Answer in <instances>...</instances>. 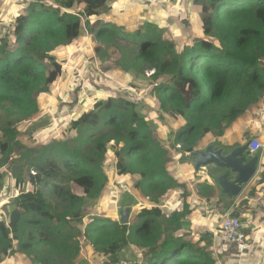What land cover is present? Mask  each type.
<instances>
[{"label": "trees", "instance_id": "trees-1", "mask_svg": "<svg viewBox=\"0 0 264 264\" xmlns=\"http://www.w3.org/2000/svg\"><path fill=\"white\" fill-rule=\"evenodd\" d=\"M111 2L19 0L14 10L21 11L6 25L15 35L14 45L0 34V111L8 125L0 128V153L10 169L0 171V200L5 185L8 190L0 209V264L14 252L34 264H63L60 259L73 264L86 248L82 238L110 261L132 244L143 254L139 264H219L216 249L224 241L215 237L207 245L210 233L198 241L178 234L186 211L167 208L164 200L173 192L187 198L177 168L182 152L213 139L234 144L251 136L252 112L259 115L264 105V0H191L198 11V28L192 32L199 34L185 28L175 40L161 20L146 18L121 29L104 21ZM178 16L187 22L184 14ZM128 27L139 40L130 41L137 44L136 52L122 67L136 70L143 63L153 72L146 76L141 68L122 84L142 93L151 88L147 96L153 105L176 124L173 138L161 142L162 135L154 133L134 101L111 94L94 98L90 109L75 119L66 116L63 123L37 130L30 137L38 144L31 150L36 154L21 157V163L13 158L12 153L24 148L16 140L20 120L32 121L47 110L46 96L63 74L52 53L88 34L128 42ZM54 104L49 103L50 111ZM92 144L95 153L86 150ZM114 162L116 178L110 184L107 172ZM8 172L14 174L12 181ZM133 174L140 179L133 181ZM83 181L84 195L75 194L72 184ZM196 184L199 195L213 194L208 178ZM127 192L143 203L134 209L132 224H119L107 208ZM216 203L221 212L233 204ZM232 214L238 216L237 210ZM238 256L230 248L222 262L236 264Z\"/></svg>", "mask_w": 264, "mask_h": 264}, {"label": "rangeland", "instance_id": "rangeland-1", "mask_svg": "<svg viewBox=\"0 0 264 264\" xmlns=\"http://www.w3.org/2000/svg\"><path fill=\"white\" fill-rule=\"evenodd\" d=\"M110 4L112 5L116 21H119L118 18L122 20L128 15V12L132 14L130 17L131 23L136 22L140 16L142 19L151 18L153 20H161L164 23L166 30L171 34L170 37L173 40L176 39H174V36H176L182 29L188 28L192 32L193 29L198 28V24L196 23V15L198 14V11L192 4L191 0H186L185 4L182 3V0H112ZM178 14H184L187 18V22H184L186 19H181ZM0 17L8 24L7 19L9 18L8 20H11L13 15H10L8 18L6 15H1ZM170 20L172 22H170ZM134 30L135 29L132 28L130 31H127V37L125 38L128 42L116 38H113L112 40L110 39L109 41L101 40L97 38L95 34H88L82 41L77 40L70 45H64L52 53V56L60 62V70L61 72H64V75L55 85L52 86L51 92L46 96L45 104H47V110L40 117L32 121L31 118L20 120V134L16 137V140H18L24 148H21L18 153H12L11 155H13V158L21 163V157L27 158L36 154L31 150L37 149L38 144L34 143V140L30 137L41 128L30 129V125L33 124L34 121H40L42 117L45 118L47 112L51 113L48 109V105L49 103H54V100L60 102L64 100L62 106L65 115L71 119H75L82 111L90 109L95 97L101 99L106 98L111 94H116L117 96L122 95L136 103L135 109L141 116L143 115L147 119L149 118L148 123L153 128L154 133L157 136L158 134L162 135L163 138L161 139V142L173 138L176 124L172 121V117L165 113L164 110H160L158 106L156 107L153 105L154 99L147 96L148 92L151 91V88L146 89V92L142 93L132 89L126 84H124V86L122 84L125 79H134L137 73L140 72L141 68L146 76L153 72V70L145 68L146 66L143 63L138 64L136 70H124L122 67L127 66L126 64L129 63V59L134 58L136 52L137 44L135 45L130 42L133 41V37H136L135 43L139 40V36L136 33V30ZM192 33L199 34V31L197 30V32ZM6 38L9 45L12 47L15 43V35L8 30ZM97 46L100 47L99 51L96 50ZM112 72H115L116 75H110ZM118 85H121L123 89L119 88ZM51 115L52 121H48V118H45L46 121H48L47 124L45 122V127L54 125L55 123H63V116L56 117V115H53L52 113ZM6 121L7 118L4 114L2 115L0 111V128L8 126ZM168 121L170 122L167 124ZM110 144H113V141H111ZM89 148L93 149L94 153L97 150V147L94 144L87 146L86 150ZM90 155L93 156V154ZM4 164L0 153V171L8 168V166ZM34 172L35 171H33V173ZM13 175L14 174H12V176ZM107 175L111 180L114 176L116 178L115 162L113 163V167L109 169ZM12 176H10V173L8 172L7 178H9L10 181H12ZM115 178L112 180V183ZM72 189L75 194L84 195L85 189H87V182L83 181L80 185L72 184ZM7 192V185H5L4 192L2 193L3 196L1 197L3 200H0V209L3 208V202L6 203L8 200V198L4 197ZM141 203L143 202H140V204ZM241 222L244 224L242 219ZM217 247V249L216 247L214 249L217 251L219 264H223L222 257L225 254H228L230 248L234 249V247L224 242L217 245ZM15 253L21 254L25 257L23 253L14 252L13 254ZM238 262L239 261L237 260L236 264H239Z\"/></svg>", "mask_w": 264, "mask_h": 264}, {"label": "crops", "instance_id": "crops-1", "mask_svg": "<svg viewBox=\"0 0 264 264\" xmlns=\"http://www.w3.org/2000/svg\"><path fill=\"white\" fill-rule=\"evenodd\" d=\"M19 0H0V11L1 15H6L7 18L12 16L13 14H17L21 11V7L16 8L14 10V6ZM112 7V5H111ZM0 15V16H1ZM132 14L128 12L122 20L120 18L119 21H116L114 17L113 8L110 10L109 17L104 18V21H108L116 24L118 29L122 28V26H127L131 24L130 17ZM9 19V18H8ZM7 19V21H8ZM142 17L133 22L135 25H139ZM146 20L145 19H142ZM172 22V21H170ZM7 23L3 19L0 21V34H6L8 32ZM126 29V27H123ZM130 28V27H128ZM132 29V28H130ZM127 29V30H130ZM168 31V30H167ZM9 35V34H8ZM117 70V69H116ZM63 74L60 76L59 80L63 77ZM116 73H110L113 75ZM114 75V76H115ZM120 75V74H119ZM264 98V94L262 95ZM96 99V97H95ZM63 101H56V104L51 108V113L57 116H63L66 118L63 106ZM92 105V104H91ZM262 110L259 112V115L252 112L251 117V136L253 139H258L261 142H264V105L261 103ZM214 140V139H213ZM219 140V139H218ZM212 141V140H211ZM220 141V140H219ZM221 142V141H220ZM167 141L164 142L166 144ZM224 145H232L228 143L226 139L224 142H221ZM179 147V145H177ZM185 163V165L179 163L178 169L181 171L183 182L186 184V191L183 196H186V199H183L182 196L176 197L174 192L168 194L164 200V206L167 208L175 206L177 210L180 208H184L186 214H184L180 219L179 223L181 229L178 230V234L184 235L187 239H191L192 241H198L201 239V235L205 233L214 234L216 238L221 239L219 233V223L221 220V216L226 212H233V210H237V215L239 217L242 230L246 237L247 250L243 252L239 257V263L242 264H264V151H260V164L258 169L249 183L245 186L241 194L238 198L233 202V204L223 212L220 211L216 204H219L217 193L214 188V192L212 194L211 191H207L206 195H199L196 181L201 179L208 178L210 180V176L205 169H201L197 176L193 175V168L189 163ZM108 174V172H107ZM113 174V173H112ZM108 176V175H107ZM115 178V176H114ZM113 178V179H114ZM108 181L112 184V180L108 177ZM133 181H137L140 179L138 174H133L131 176ZM211 181V180H210ZM212 183V182H211ZM214 198L217 200H214ZM119 197L113 199L111 205H108V213H114L116 218V204ZM185 203V204H183ZM220 205V204H219ZM223 207L222 205H220ZM90 209V216L94 215L93 207ZM90 216H87L90 217ZM132 216V215H131ZM85 218V219H87ZM241 219L244 221L242 224ZM134 219L130 218L129 224H132ZM88 221H85V224ZM205 240H207L205 238ZM81 242L86 248L83 250L81 256L76 260L73 264H114L120 262L121 260L128 259L131 261L138 262L142 258V252L137 249L134 245L128 244L124 248H122L119 252L116 261H110L109 255L102 254L96 252L93 248H91L86 239L82 238ZM214 248V247H213ZM63 264H70L67 260L60 259ZM2 264H34L31 263L26 257L21 254L15 253L6 258V260Z\"/></svg>", "mask_w": 264, "mask_h": 264}, {"label": "water", "instance_id": "water-1", "mask_svg": "<svg viewBox=\"0 0 264 264\" xmlns=\"http://www.w3.org/2000/svg\"><path fill=\"white\" fill-rule=\"evenodd\" d=\"M46 114L45 118L52 121L51 113ZM45 118L34 121L30 129L45 127V122H48ZM252 140L253 137H247L242 143L224 145L214 139L189 153L182 152L179 160L192 166L194 176H197L201 169L207 171L219 204L225 207L238 198L258 169L260 150L250 151L249 144ZM139 205L140 200L132 192L120 196L116 204L117 222L129 224L134 209Z\"/></svg>", "mask_w": 264, "mask_h": 264}, {"label": "built area", "instance_id": "built-area-1", "mask_svg": "<svg viewBox=\"0 0 264 264\" xmlns=\"http://www.w3.org/2000/svg\"><path fill=\"white\" fill-rule=\"evenodd\" d=\"M249 149L250 151H254L256 149L264 151V142H261L258 139H253L249 144ZM219 233L221 239L226 244L232 245L234 249L238 252L239 256L247 250L246 237L242 230L239 217L233 215L232 211L226 212L221 216V220L219 223ZM214 240L215 235L212 234V237L206 241L207 245H213ZM139 261L135 262L128 259H124L114 264H139Z\"/></svg>", "mask_w": 264, "mask_h": 264}]
</instances>
